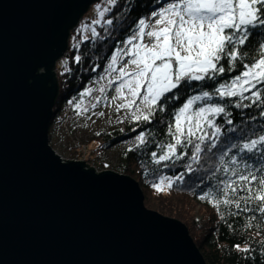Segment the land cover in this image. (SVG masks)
I'll list each match as a JSON object with an SVG mask.
<instances>
[{"label":"water","instance_id":"95a60500","mask_svg":"<svg viewBox=\"0 0 264 264\" xmlns=\"http://www.w3.org/2000/svg\"><path fill=\"white\" fill-rule=\"evenodd\" d=\"M99 0H0V264H208L141 184L50 144L57 62Z\"/></svg>","mask_w":264,"mask_h":264},{"label":"snow or ice","instance_id":"6c2138e0","mask_svg":"<svg viewBox=\"0 0 264 264\" xmlns=\"http://www.w3.org/2000/svg\"><path fill=\"white\" fill-rule=\"evenodd\" d=\"M116 4L117 0H107L103 10L97 5L101 19L83 25L82 30L91 28L92 34L98 35L94 25L101 24L105 13ZM105 23L112 25L113 20L107 19ZM254 35L264 36V0H169L149 16L139 18L114 49L105 71L119 72L117 97H113L121 100L117 111L135 106L131 119L144 123H151L157 113H168L171 122H159L167 124L169 142L158 143L160 154L152 151L151 158L156 165L166 162L165 168L184 157L190 160L184 165L185 171L174 178L160 176L159 182H150L156 191L164 192L166 181L171 188L173 183H182L185 175L203 172L198 177L199 183H214L199 195L200 200L209 202L218 211L221 205L234 206L238 210L236 215L264 214V129L253 130L255 138H248V129L241 127L237 131L233 120L225 119L224 123L229 125L227 132L231 134L225 139L231 142L221 146L223 131L216 123V117L231 116L227 109L233 98L237 108H250L254 104L261 107L264 117V40L257 44L258 55L249 58ZM88 39L85 35L84 40ZM125 58L126 62L117 68ZM75 60L80 62L81 56H75ZM238 68V74L220 82L226 72H236ZM205 87L213 90H204ZM185 91L194 94L187 95L182 106L170 109L171 102L179 100ZM91 92L92 89H85L80 95ZM216 97L227 103L215 102ZM75 107L78 115L88 111L79 102ZM148 135L141 132L134 147L146 146ZM213 158L218 164L212 162ZM218 173H223L224 178ZM235 247L246 253L252 251L251 246Z\"/></svg>","mask_w":264,"mask_h":264},{"label":"trees","instance_id":"16d2710c","mask_svg":"<svg viewBox=\"0 0 264 264\" xmlns=\"http://www.w3.org/2000/svg\"><path fill=\"white\" fill-rule=\"evenodd\" d=\"M166 2L169 0H159V2L158 0H117L116 6L105 13L101 24L94 26L98 35L92 34L91 30L85 34L80 25L81 21L71 30L68 50L63 57L65 63L61 68H57L59 94L54 107L52 127L59 119L65 120L69 117L68 115L78 116L79 110L76 109L75 104L79 102L84 107L89 98V95L81 97L80 94L85 89H89L92 83L101 79L114 49L126 38L139 18L147 17ZM107 19H112L113 24L107 25L105 23ZM85 35L90 39L84 40ZM261 40H264V36L254 35L253 44L249 49V58L258 55L257 44ZM77 55L81 56L80 62L75 60ZM244 62L246 63L247 59ZM225 67L227 69L226 64ZM238 71L239 68L236 72H226L224 77L219 78L220 82L238 74ZM204 90L212 91L213 89L205 87ZM189 94L194 93L188 91L181 93L179 100L171 102L170 109L182 106ZM215 102L227 103V101H220L218 97L215 98ZM244 103L248 101L245 100ZM227 110L231 113L230 117H216V123L222 127L223 131L220 138L221 146L231 142L225 139L231 135L227 132L229 125L224 123L225 119H232L237 131L241 127L248 129V138H255L252 135L253 130L260 132L264 129L261 107L254 104L250 108H237L233 98V101L228 103ZM160 120L171 122V116L168 113H157L156 119H153L151 123L131 120L124 128L115 126L96 131L88 141L94 143L97 150V152L92 151L89 162L102 171L107 170L106 164L98 161V156L93 158V155H96L94 153L99 151L106 153L116 145L129 143L119 153L117 172L131 176L140 182L145 195V205L149 209L178 219L187 225L208 264H264V214L241 212L236 215L238 210L234 206L221 205L218 211L209 202L200 200L199 195L214 183V181H205L204 184H200L198 177L204 175L203 172L187 174L182 183H173L171 188L167 187L166 181L164 192H158L151 187L150 182H159L160 176L174 178L184 172V165L190 162L188 157H184L169 168L163 166L166 162L160 165L153 162L151 152L156 151L158 155L160 154L157 144L169 142L167 124L159 122ZM51 126L50 137H52ZM141 132L150 133L147 136L148 143L146 146L134 147L136 137ZM51 141L52 139L50 143ZM129 149L132 150L129 151ZM188 151L190 156V147ZM212 162L218 164L215 158ZM225 162H228L227 157ZM204 166L207 167V164ZM193 167L197 165L193 164ZM145 171L148 172L147 178ZM217 175L224 178L223 173ZM241 195L244 194L241 193ZM235 245H240L241 249L251 246L252 251L250 253L240 251ZM255 248L256 253H254Z\"/></svg>","mask_w":264,"mask_h":264},{"label":"rangeland","instance_id":"374dc122","mask_svg":"<svg viewBox=\"0 0 264 264\" xmlns=\"http://www.w3.org/2000/svg\"><path fill=\"white\" fill-rule=\"evenodd\" d=\"M97 5H100V10H103L107 6V0H99L95 2L90 9L84 14L81 19L80 25H91L93 20L101 19L98 14ZM161 7V6H160ZM157 8L154 11H157ZM150 15V14H149ZM148 15V16H149ZM95 26V25H94ZM89 28L88 31H90ZM85 34L86 32L83 31ZM126 62V58L121 60L117 68L123 63ZM65 63V59L61 58L57 62V68H61ZM119 75L118 71L104 72L103 79H100L90 86L92 89L91 94L89 95L88 100L86 101L83 108H87V112H82L78 116L68 115L65 120H58L52 128V139L51 146L65 159H78L85 161L92 168H95L98 172L102 171L99 168L95 167L89 162L92 151L97 152L96 146L94 143L88 142L93 134L102 129V128H113L115 126L125 127L128 121H131V112L133 109H120L117 111V106L121 102L119 98L113 100V97H117L115 92V87L118 86L119 81L116 80V77ZM112 81L113 83H110ZM104 88V92L101 93L100 89ZM97 97H99V103H97ZM96 104L95 108H92L91 105ZM137 105H139V100H137ZM103 113V115H100ZM129 143H122L116 145L106 151V153H94L93 158L97 157L98 161L106 164L107 170L117 171L118 166V156L122 149ZM257 249L255 248L254 253Z\"/></svg>","mask_w":264,"mask_h":264},{"label":"built area","instance_id":"2783aa9c","mask_svg":"<svg viewBox=\"0 0 264 264\" xmlns=\"http://www.w3.org/2000/svg\"><path fill=\"white\" fill-rule=\"evenodd\" d=\"M63 159H65L64 157H62ZM65 160H69V159H65ZM72 160H77L78 161V159H72Z\"/></svg>","mask_w":264,"mask_h":264}]
</instances>
